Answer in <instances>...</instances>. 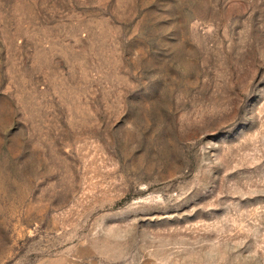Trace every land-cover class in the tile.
<instances>
[{"label":"rangeland","instance_id":"rangeland-1","mask_svg":"<svg viewBox=\"0 0 264 264\" xmlns=\"http://www.w3.org/2000/svg\"><path fill=\"white\" fill-rule=\"evenodd\" d=\"M0 264H264V0H0Z\"/></svg>","mask_w":264,"mask_h":264}]
</instances>
